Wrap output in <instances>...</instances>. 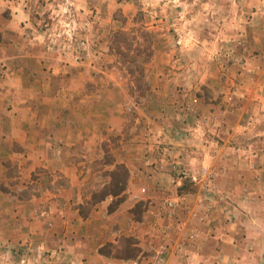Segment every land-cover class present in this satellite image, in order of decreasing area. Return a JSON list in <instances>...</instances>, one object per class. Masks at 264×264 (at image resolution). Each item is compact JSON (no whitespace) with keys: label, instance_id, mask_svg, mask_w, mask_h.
I'll return each instance as SVG.
<instances>
[{"label":"crops","instance_id":"1","mask_svg":"<svg viewBox=\"0 0 264 264\" xmlns=\"http://www.w3.org/2000/svg\"><path fill=\"white\" fill-rule=\"evenodd\" d=\"M120 1L113 2L116 10L109 13L95 8L99 21L95 33L100 39L116 31L117 24L118 29L127 30L114 17ZM105 44L102 39L101 47ZM178 48L172 60L171 48L163 57L179 64ZM103 56L107 65L95 62L94 73L88 60L55 64L44 56L29 63L21 57L4 63L6 74L0 79V264H21L18 253L23 249L32 252L26 261L40 260L41 264H246L251 258L258 264L264 258V223L258 218L245 215L233 220L220 214L204 222L192 218L196 197L203 189L212 191L211 184H195L198 193L181 190L184 202L174 210L173 218L162 201L175 186L184 188L182 174H198L204 168L227 176L235 171L230 178L240 177L241 182L226 180L223 190L250 194L252 163L255 182L264 186L260 179L264 178L262 77L193 74L194 81L237 84L231 95L235 104L200 102L186 108L180 100L164 95L160 115H149L148 107L134 103L110 55L104 51ZM52 76L59 77L57 87L51 86ZM170 76L154 74L153 79L166 83ZM93 83L96 86L91 90ZM131 110L135 123L128 115ZM145 142L157 144L156 154L132 152ZM105 147L114 156L110 171L120 164L129 171L125 198L113 212L109 211L116 200L112 195L91 203V195L109 182V177L104 180L90 165L105 159ZM126 148L129 153L122 158L121 149ZM176 175L181 177L173 186L170 180ZM140 185L149 192L146 199L137 193ZM83 189L88 195L82 194ZM141 201L146 203L139 219L134 209ZM127 237L136 239L138 248L130 256L123 246Z\"/></svg>","mask_w":264,"mask_h":264},{"label":"rangeland","instance_id":"2","mask_svg":"<svg viewBox=\"0 0 264 264\" xmlns=\"http://www.w3.org/2000/svg\"><path fill=\"white\" fill-rule=\"evenodd\" d=\"M114 1L116 0H0V79L5 78L3 74H6L7 66H4V63L20 57V60H25L26 63L38 57L52 58L56 61L55 64H64L63 61L66 60L82 64L88 60L91 62V72L94 73L95 62L97 65H107L103 56L105 51L113 60L115 71L127 82L134 103L141 108L148 107L149 115H160L164 95H168V100L171 101L180 100L186 108L198 106L200 102L221 106L235 104L236 101L231 95L238 89L237 84H225L223 80L206 83L194 81L193 74H214L219 78H226L250 73L261 76L264 80V0H121L114 17L122 21L127 30L118 29L120 24H117L114 27L117 28L116 31L112 29L110 33L103 35L102 39L106 43L104 48L101 47L102 39L95 33L99 21L94 11L106 10L109 13L116 10L117 4H113ZM110 4L114 8L108 7ZM84 10L86 15L82 14ZM122 32L124 34L116 36ZM178 42L180 45H177ZM176 47L181 48H178L182 60L178 61L179 64L176 60L171 62L163 57L165 51L171 48L172 60L177 56ZM128 69H133L134 74L130 75ZM161 73L171 75L167 78L169 81L162 83L161 79H153L154 74ZM182 74L186 76L182 77ZM52 77L51 86L57 87L59 77ZM95 86L94 83L91 84V90ZM157 88L161 89V92L153 91ZM75 101L78 100L75 98ZM169 110L172 111L171 108ZM128 115L131 122L135 123L133 110L129 111ZM77 118L80 119V115H77ZM231 119L235 121L234 117ZM261 123L264 125V118ZM171 135L177 137L174 132ZM152 144H139L132 152L141 151L140 154L143 155L156 154L157 144H154V147ZM123 145L125 147V144ZM105 150L107 154L103 161L90 163L92 170L98 172L99 176L101 174L104 180L109 177V172H112L109 165L114 161L111 149L105 147ZM251 150L253 151L252 148ZM128 153V148L121 149L122 158ZM255 167L254 164H249L250 170L254 172V175L250 173L249 177L252 183L250 194L239 191L228 193L223 190L226 180L232 181L229 183L241 182L240 177L230 178L235 171L227 176L226 173L217 175L204 168L198 174H182L184 188L175 186V191L167 192L162 202L165 205L168 198L185 195L181 191L183 189L195 193L200 184L207 182L212 185V191L202 188V192L196 197L198 205L192 218L204 222L210 220L212 215H227L233 220L247 215L244 218L252 216L264 223V186L259 187L258 182H255L258 181ZM179 176L176 175L170 180L173 186ZM193 178H197V181H193ZM103 179L99 178L98 183L102 185ZM108 179V184L101 186L98 193L91 195V203L101 199L103 190L116 189L111 185L110 177ZM260 179L264 178L260 176ZM195 184L198 187H195ZM236 186L235 184V188L238 187ZM145 187L138 186L137 193L146 199L149 192ZM31 192L32 188L27 189L25 195L28 197ZM83 193L88 195L84 189ZM123 197L125 198V195ZM246 202H249L247 206ZM145 203L141 201L135 207L136 218H141ZM165 207L168 209L166 205ZM83 209L85 212L90 210ZM173 215L171 211V217ZM135 241L132 237L124 239L126 255L136 253L138 248L134 245ZM107 249L110 247L107 246ZM28 253L32 254L27 249L18 253L21 264L30 262L26 261ZM30 264L41 262L31 260ZM246 264H257V259L251 258ZM258 264H264V258L259 259Z\"/></svg>","mask_w":264,"mask_h":264},{"label":"trees","instance_id":"3","mask_svg":"<svg viewBox=\"0 0 264 264\" xmlns=\"http://www.w3.org/2000/svg\"><path fill=\"white\" fill-rule=\"evenodd\" d=\"M118 34H124L122 33H117L116 36H118ZM128 73L130 75L134 74V70L132 69H128ZM108 176L111 179V185L114 186V188H116L115 190H103L104 195L101 197L104 198L106 196L112 195L113 197H116L117 200H115V202L110 206L109 211L113 212L117 209V207L119 206V204L123 201L124 197H123V193L127 188V184H128V179H129V171L126 168V166L124 164H120L116 166V169L112 172H109ZM84 213V211H82ZM136 212V210L134 211ZM136 214V213H135ZM126 256H130V255H126Z\"/></svg>","mask_w":264,"mask_h":264},{"label":"built area","instance_id":"4","mask_svg":"<svg viewBox=\"0 0 264 264\" xmlns=\"http://www.w3.org/2000/svg\"><path fill=\"white\" fill-rule=\"evenodd\" d=\"M193 181H197V178H193ZM184 202V195H176L174 198H168L165 202V205L170 211H173L180 207L181 204Z\"/></svg>","mask_w":264,"mask_h":264}]
</instances>
